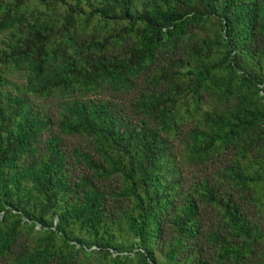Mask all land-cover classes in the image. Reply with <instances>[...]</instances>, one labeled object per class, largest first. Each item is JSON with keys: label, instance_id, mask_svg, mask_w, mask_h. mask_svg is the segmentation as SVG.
<instances>
[{"label": "trees", "instance_id": "16d2710c", "mask_svg": "<svg viewBox=\"0 0 264 264\" xmlns=\"http://www.w3.org/2000/svg\"><path fill=\"white\" fill-rule=\"evenodd\" d=\"M0 264H264V0H0Z\"/></svg>", "mask_w": 264, "mask_h": 264}]
</instances>
